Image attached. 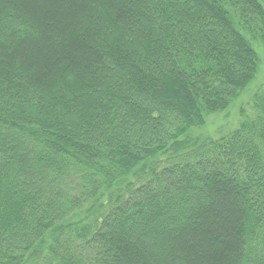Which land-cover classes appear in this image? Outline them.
Listing matches in <instances>:
<instances>
[{
    "label": "trees",
    "instance_id": "1",
    "mask_svg": "<svg viewBox=\"0 0 264 264\" xmlns=\"http://www.w3.org/2000/svg\"><path fill=\"white\" fill-rule=\"evenodd\" d=\"M264 0H0V264H264ZM249 106V103H246Z\"/></svg>",
    "mask_w": 264,
    "mask_h": 264
},
{
    "label": "rangeland",
    "instance_id": "2",
    "mask_svg": "<svg viewBox=\"0 0 264 264\" xmlns=\"http://www.w3.org/2000/svg\"><path fill=\"white\" fill-rule=\"evenodd\" d=\"M252 46L259 62L258 70L253 80L227 110L210 115L203 127L194 128L191 131L192 136L204 138L227 134L238 125L242 109L244 110L245 108L248 112H251V105L255 95L264 91V46L259 40L252 41ZM246 103H249V106ZM251 113L254 114V110Z\"/></svg>",
    "mask_w": 264,
    "mask_h": 264
}]
</instances>
